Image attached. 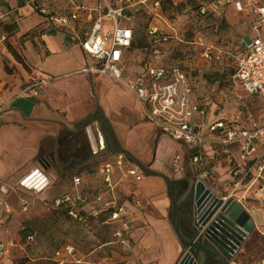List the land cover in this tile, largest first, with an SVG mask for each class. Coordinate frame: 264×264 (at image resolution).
Masks as SVG:
<instances>
[{
  "label": "rangeland",
  "instance_id": "rangeland-1",
  "mask_svg": "<svg viewBox=\"0 0 264 264\" xmlns=\"http://www.w3.org/2000/svg\"><path fill=\"white\" fill-rule=\"evenodd\" d=\"M134 1V7L126 11L120 21L133 31L124 81L117 82L98 74H92L90 83L87 79V84L94 85L95 93H92V87L89 89L91 101L96 97L99 101V106L92 109V115L98 119L105 118L107 129L113 134L118 148L128 150L143 164L151 165L152 170L177 182L203 175L205 181H202L209 189L215 187L217 193L225 194L222 180H217L220 185L217 188L213 184L217 178L212 180L214 174L208 173L206 165L192 161L187 147L162 135L145 118L138 102L128 91L126 82L141 71L142 61L152 60L165 66L178 65L187 72L198 97L221 96L220 93H224L227 101L233 104L232 114L227 112L226 117L235 118L239 112L242 124L263 125L264 105L236 90L231 82L232 64L228 58L207 62L200 55L201 48L194 45L199 38H203V43L212 44L215 48L241 52L242 36L249 27L250 15L247 11L238 12L234 6L227 7L221 17L194 14L200 5L213 0H158L159 6L156 8L153 6L156 0H148L146 6L138 4L145 0ZM247 1L264 6V0ZM14 3L18 6V0H14ZM35 5L57 16L80 8V31L98 15H104L108 7H120V0H24L23 6L27 12L20 15L17 11L18 22L12 18L0 29L7 36L5 41H0V111L16 97H34L37 94L54 96L60 101V93L51 86L39 84L37 80L41 76H51L45 58L47 47L42 36L54 32L46 30ZM151 27H157L160 33L177 39L171 38L155 45L148 34ZM155 50L159 51L157 55L154 54ZM77 54H80L77 49L67 51L66 63L71 62ZM80 70L52 83L74 81L80 75ZM113 91L115 97L111 95ZM236 96L240 97V102H234ZM86 119H89V124L95 121L86 116L80 122ZM88 129L84 127L82 130L87 133ZM106 164L113 168L115 200L126 213V223L112 222V209L97 216H87L81 221L73 218L68 209L56 208L51 202L44 203L47 214L30 218V209L24 211L21 200L28 204L29 199L41 193L16 187L22 194L20 204L14 213L4 212L3 215L13 220L5 239L13 242L15 248L13 254L0 264H179L186 250L171 226V202L166 182L162 178L145 174L121 154L102 151L98 153L94 164L79 171V176L83 174L86 177L82 186H78L85 194L91 197L106 195L103 172ZM131 170L136 175H130ZM252 178L249 177L244 185H250ZM49 179L52 183V179ZM60 184L57 182L55 188L60 187ZM258 188L261 189L260 185L255 183L251 190ZM13 192L11 189L8 194H0L7 196ZM105 197L108 199L109 195ZM193 205L192 190L181 203L182 217L187 221L190 219V223ZM260 211L264 213V203ZM126 226L127 231L124 230ZM119 232L122 238L118 237ZM231 264H264V224L254 228Z\"/></svg>",
  "mask_w": 264,
  "mask_h": 264
},
{
  "label": "built area",
  "instance_id": "built-area-1",
  "mask_svg": "<svg viewBox=\"0 0 264 264\" xmlns=\"http://www.w3.org/2000/svg\"><path fill=\"white\" fill-rule=\"evenodd\" d=\"M147 1L138 4L146 6ZM135 3L134 0H120V7H108L104 15H98L80 31V8L59 16L38 5L34 8L42 17L47 29L60 34L66 45L79 47L92 61L93 66L88 69L89 72L123 82L127 71L125 64L128 51L133 42V31L120 21L124 17L123 14L130 11ZM153 6H159L158 0ZM229 6H234L240 13L247 11L250 15L249 27L242 36L243 50L233 52L215 48L212 44L203 43V38H199L194 45L201 48L200 55L207 62L218 61L222 57L228 58L232 64L231 82L236 90L264 105V6L247 0H213L200 5L194 14L221 17ZM12 18L17 21L13 10L0 9V29ZM148 34L150 41L155 45L171 38L177 39L160 33L157 27H151ZM6 38L7 36L0 32V41L3 42ZM158 53V50L154 51L155 55ZM140 70L126 82L127 89L138 102L145 118L158 132L187 147L195 163L201 164L208 158V152L212 153V164L208 173L216 172L218 158L224 156L232 167V175L235 178L244 181L251 174L254 175V170L252 183H258L261 189H264V124L244 125L239 112L235 118L224 117V110L229 105L224 93L221 92V96L198 97L187 72L178 65L165 66L152 60L142 61ZM37 80L41 85L48 82L40 77ZM240 101V97L236 96L234 102ZM234 146H237L240 152L238 159L232 154ZM34 172L29 174L26 180ZM36 172L37 175L44 176L42 169ZM103 172L108 199L106 195L90 199L80 193L67 194L56 199L53 205L56 208L68 209L73 218L81 221L87 216H97L107 209H112L110 220L126 223V213L115 200L116 186L112 166L106 164ZM129 174L134 176L136 172L131 170ZM41 182H44V178ZM74 183L78 185L80 178H74ZM6 205L5 202L2 203V206ZM21 206L27 211L25 201L21 200ZM124 230H128L127 226ZM118 237L122 238L121 232ZM14 246L10 240L0 241V262L12 252Z\"/></svg>",
  "mask_w": 264,
  "mask_h": 264
},
{
  "label": "crops",
  "instance_id": "crops-1",
  "mask_svg": "<svg viewBox=\"0 0 264 264\" xmlns=\"http://www.w3.org/2000/svg\"><path fill=\"white\" fill-rule=\"evenodd\" d=\"M18 6L14 3V0H0V9L13 10L15 19H17L16 22L19 20V14L23 15L27 12L23 5ZM17 11H19V14ZM46 30L54 32V34L48 33L42 36V41L47 47L45 58L49 65L48 72L54 78L51 79V76H41V78L48 81L43 86H51L56 92L60 93V101L59 98L54 96L46 97L37 94L34 97H16L9 102L3 111H0V193L5 192L8 194L11 189L15 191L7 196L6 194H0V216H2L0 219V241L8 240L5 237L9 234L13 223L11 218L3 216L4 212L14 213L18 204H20L22 194L15 188L26 189V178L33 172L34 168L35 172L38 169L45 170L43 177L39 174L41 180L44 178L42 183L44 187L39 191V194L41 193L39 196L27 201V207L30 209V218H39L48 212L44 207V203H53L56 199L67 194L80 193L87 195L82 191V188L78 187L79 185L82 186L86 180L85 175L81 174L79 176V171L90 164H94L98 153L106 151V149L103 150L104 147L102 148L101 136L106 148L109 147V143H107L108 141L104 138L100 129L102 118L98 119L92 115L94 114L92 109L95 110L96 108V101L95 99L91 101L89 89L94 85L86 83L87 79L89 80L94 74L88 71L93 66L92 61L79 47L66 45L64 38L55 30ZM72 49H77L80 54L75 55L71 62L66 63V52ZM80 68V75L74 81L52 83L56 79L73 75L72 73ZM111 95L116 96L114 91ZM232 105V102L229 101V105L224 110V117H226L225 113L227 112L232 114ZM86 116L95 119L89 124L90 126L84 125L85 121L80 122ZM70 122L72 124H69ZM76 124L78 125L76 126ZM103 124L106 133L115 142L113 134L107 129L105 120ZM95 125H98L99 132L96 130ZM84 127L85 129L89 127L87 133L82 130ZM239 153L238 147L234 146L232 149L233 157L238 159ZM207 155L208 158L202 163L207 166L208 171L212 164V153L208 152ZM218 159L219 164L214 176L211 178L212 180L214 177L217 178L213 183L217 188L220 187L217 180H222L221 185L226 193H217L215 187L210 189L215 195L218 194V197L234 198L250 214L255 227L260 228L264 224V213L260 211V206L264 203V189L258 188L259 190L252 191L253 183L248 184V186L244 185V182L252 174L244 181L235 178L232 175V167L226 162V158L222 156ZM252 173L255 175L254 170ZM77 177L80 178L78 185L74 183V178ZM49 178L52 179V183ZM198 178L205 181L203 175ZM57 182H61L60 187L58 186L59 189L55 188ZM80 189L81 191H79ZM87 196L90 199L95 197H91L90 194ZM3 202L7 204L5 207L2 206ZM9 217L11 216L9 215ZM184 222L189 225L190 219L189 221L184 220ZM13 252L14 249L2 262L7 260Z\"/></svg>",
  "mask_w": 264,
  "mask_h": 264
},
{
  "label": "water",
  "instance_id": "water-1",
  "mask_svg": "<svg viewBox=\"0 0 264 264\" xmlns=\"http://www.w3.org/2000/svg\"><path fill=\"white\" fill-rule=\"evenodd\" d=\"M24 0H18L23 5ZM92 93H95L92 87ZM96 107L99 106L98 98ZM104 120L100 124L101 132L108 141L109 147L102 144L103 150L127 157L134 165L147 175L162 178L168 187L171 202V226L186 253L180 264H231L241 249L244 241L252 233L255 224L250 214L234 198H221L215 195L206 184L197 177L187 182V190L182 197H176L174 189L175 180L169 176L154 171L151 165L143 164L131 152L120 149L104 129ZM84 125H89L87 119ZM78 124H76L77 126ZM189 181V182H188ZM193 190L194 205L192 222L184 231L181 220V203Z\"/></svg>",
  "mask_w": 264,
  "mask_h": 264
},
{
  "label": "bare ground",
  "instance_id": "bare-ground-1",
  "mask_svg": "<svg viewBox=\"0 0 264 264\" xmlns=\"http://www.w3.org/2000/svg\"><path fill=\"white\" fill-rule=\"evenodd\" d=\"M95 128L96 130L99 132V127L98 125H95ZM101 141H102V144H103V137L101 136ZM35 170V168L33 169V171ZM43 182H41V176L38 174H36V172L31 175L30 178L27 179V182H26V190H33L35 191L36 193L39 194V191H41L44 187V184H42Z\"/></svg>",
  "mask_w": 264,
  "mask_h": 264
},
{
  "label": "flooded vegetation",
  "instance_id": "flooded-vegetation-1",
  "mask_svg": "<svg viewBox=\"0 0 264 264\" xmlns=\"http://www.w3.org/2000/svg\"><path fill=\"white\" fill-rule=\"evenodd\" d=\"M42 170H43V173L45 174V170L44 169H42ZM174 189H175V192H176V197H180V195H183L184 191L187 190V182H186V180L184 182H177L176 181L175 184H174ZM181 220H182V226H183L184 231H187L188 225L185 224L184 217H182V214H181ZM212 264H216V263L213 262Z\"/></svg>",
  "mask_w": 264,
  "mask_h": 264
}]
</instances>
